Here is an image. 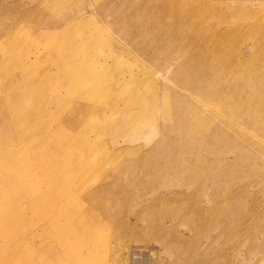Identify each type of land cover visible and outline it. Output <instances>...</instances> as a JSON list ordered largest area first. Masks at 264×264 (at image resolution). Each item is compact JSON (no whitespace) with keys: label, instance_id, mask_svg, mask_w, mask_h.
Wrapping results in <instances>:
<instances>
[{"label":"rangeland","instance_id":"obj_1","mask_svg":"<svg viewBox=\"0 0 264 264\" xmlns=\"http://www.w3.org/2000/svg\"><path fill=\"white\" fill-rule=\"evenodd\" d=\"M158 1L0 0L1 264H264V0Z\"/></svg>","mask_w":264,"mask_h":264},{"label":"bare ground","instance_id":"obj_2","mask_svg":"<svg viewBox=\"0 0 264 264\" xmlns=\"http://www.w3.org/2000/svg\"><path fill=\"white\" fill-rule=\"evenodd\" d=\"M133 1V0H132ZM158 1V0H157ZM163 9L161 12V23L164 26L165 23H167V27L169 29V34L168 35H174V33H176V36H183V34L181 33V29H183V32L186 31L185 28V18H192L194 15H196L195 13L197 12L196 7L193 8H188L186 0H173L172 2H168L167 0H163ZM194 2H197L198 0H193ZM131 2V1H130ZM161 2V1H158ZM145 3V2H144ZM191 3V2H190ZM193 4V3H192ZM148 6V4H147ZM146 7V6H145ZM145 7H143L145 9ZM161 8V7H160ZM155 9V7H154ZM119 11V10H118ZM214 11V10H213ZM120 12V11H119ZM118 12V13H119ZM157 12V11H156ZM207 12L204 11V14H206ZM211 14V13H210ZM29 16V15H28ZM120 16V15H119ZM156 17V16H155ZM203 18V16H202ZM201 18V19H202ZM212 18V17H211ZM38 19V18H37ZM151 19V18H150ZM210 19V18H209ZM192 28H190L188 31H186L185 34H187L188 37H195V28H196V22H192ZM153 24V23H152ZM64 28H63V32H69V30L73 27V23L72 21H68L64 24ZM198 26V25H197ZM148 27V26H147ZM152 28H155V25L151 26ZM122 28V27H121ZM120 28V29H121ZM124 30V29H123ZM178 30L174 33L171 34L172 31ZM118 32V31H117ZM2 36V35H1ZM185 37V36H184ZM195 40H197V38L195 37ZM92 42V41H91ZM196 43L200 44L201 47L204 51L203 54H205L206 56H211V61L212 63H215L218 60V56L221 55V53H225L227 55V63L225 64V67L223 68V70L221 72H217V71H213L212 73V80H213V84H212V88L210 91H212V93L216 95H223L222 99H225V96L227 95V93L229 92L228 89V82L224 81V75H226L228 72H234L235 74V69L239 68V63H240V59H238V61H236L237 58H235L234 53H232V49L236 48L234 46H230L231 48L229 50H225V45H223V41H217V40H212L209 46H206L204 43L205 41L202 42V38H200L198 41H195ZM207 42V41H206ZM87 45V44H86ZM85 45V46H86ZM204 58L203 55L201 54V56L196 57V61H201V59ZM236 62V63H234ZM234 65V66H233ZM81 68V67H80ZM79 67H77L75 64H69L68 65V73L67 76L68 77H73V78H77L80 74H79ZM217 72V73H216ZM220 73V74H219ZM72 78V79H73ZM71 79V80H72ZM89 82V81H88ZM219 84V86L216 87V85ZM47 87V86H46ZM236 89V88H235ZM86 93V92H85ZM240 96V94H239ZM4 101V100H3ZM14 101V100H12ZM13 105V103H12ZM11 105V106H12ZM9 125V124H8ZM133 125V124H132ZM136 128V126H127L124 125L122 126V128L127 129V128ZM138 127V126H137ZM8 136V134H7ZM9 139V137H8ZM2 154V153H1ZM185 159L182 157L180 158V161H184ZM188 160V159H187ZM185 163V162H184ZM11 202V201H10ZM156 201L153 202V204ZM7 203V202H6ZM7 205V204H6ZM8 207V206H7ZM4 208L6 209V207L4 206ZM9 208H7L8 210ZM11 243V242H10ZM11 245V244H9ZM4 247V246H3ZM2 247V248H3ZM16 249V248H15ZM13 249V250H15ZM21 249V248H20ZM3 250V249H2ZM17 251V250H16ZM15 251V252H16ZM13 252V251H12ZM13 255V253L10 254H6L5 258H10ZM22 260V259H21ZM5 262V260H3ZM11 262V261H10ZM2 263V258L0 257V264ZM6 263V262H5ZM14 264V262H13Z\"/></svg>","mask_w":264,"mask_h":264}]
</instances>
